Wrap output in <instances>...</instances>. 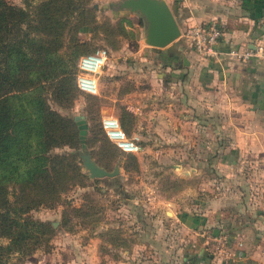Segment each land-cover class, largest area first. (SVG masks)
<instances>
[{
    "label": "crops",
    "instance_id": "obj_1",
    "mask_svg": "<svg viewBox=\"0 0 264 264\" xmlns=\"http://www.w3.org/2000/svg\"><path fill=\"white\" fill-rule=\"evenodd\" d=\"M163 1L180 33L190 24L217 21L223 30L220 53L203 60L181 36L158 48L169 74L163 70L127 78L129 137L134 142H191L195 150L178 161L187 164L184 179L202 175L206 181L197 192L195 180H188L164 200L173 226L195 233L188 236L191 240L183 234L166 236V231L163 239L176 249L155 246L142 257L128 256L127 264H264V63L226 54L264 43V0ZM127 31L135 34V52L147 49L142 43L144 23L128 10ZM186 192L192 201H185ZM206 227L211 233L229 232L232 245L241 241L237 259L204 250ZM147 242L159 245L156 236Z\"/></svg>",
    "mask_w": 264,
    "mask_h": 264
},
{
    "label": "rangeland",
    "instance_id": "obj_2",
    "mask_svg": "<svg viewBox=\"0 0 264 264\" xmlns=\"http://www.w3.org/2000/svg\"><path fill=\"white\" fill-rule=\"evenodd\" d=\"M37 1H31L29 7ZM120 1L122 0H89V6L96 5L93 7L92 31L77 34L79 42H83L79 54L91 50L94 52L96 49H105L107 52L105 64L97 75V94L79 93L68 111L57 109L51 104L60 113L68 114L74 122V118L80 116L86 124L82 146L73 150H54L56 153L67 151L73 154L85 179L80 185L61 193L57 204L38 206L28 212L33 220L48 223L52 234L33 252L23 256L18 264H127L128 256L142 257L144 253H151L155 246L176 249L175 244L163 239L166 231L169 232L166 236L183 234L187 240H191L188 236L195 235L192 230L184 233L173 226L170 219H174V216L169 204L164 201L175 191L186 187L188 180L193 183L195 180L197 192L200 184L206 181V177L202 175L194 180L184 179L188 174L187 164H180L178 161L186 159L188 150H195V147L190 146L191 142H134L139 147L138 152L124 153L107 138L104 139L99 128L102 116L112 115L119 122L121 110L127 111L128 76L139 78L143 74H156L163 70L169 74L171 69L165 67L167 62L158 48L142 42L147 49L134 51L138 44L133 31L132 36H127L125 20L121 21V25L126 33L118 34L114 28L117 18L127 20V10L117 8ZM6 2L25 8L23 0ZM102 25L107 26L106 31ZM109 29H112V35H108ZM179 37L180 35L175 40ZM62 51L68 49L64 47ZM77 58L78 56L74 59V79ZM143 59L147 61H142ZM124 122L128 128L130 121L127 117ZM153 134L159 137L157 133H150ZM125 135L129 137L130 132ZM200 143L205 142H196ZM202 151V146L196 150L198 154ZM84 152L107 171L117 166V174L113 177L89 178L79 158V153ZM8 190L11 191L10 188ZM183 194L185 201H192L193 198L187 192ZM10 195L8 194L9 199ZM185 208L192 210L191 206L185 205ZM169 228L171 231H168ZM210 228L206 227L204 235L200 236L202 239L206 238ZM221 233L228 238L230 236L229 232ZM155 236L159 245L147 242ZM6 242L5 238H0V244ZM16 256L10 257L8 262H14Z\"/></svg>",
    "mask_w": 264,
    "mask_h": 264
},
{
    "label": "trees",
    "instance_id": "obj_3",
    "mask_svg": "<svg viewBox=\"0 0 264 264\" xmlns=\"http://www.w3.org/2000/svg\"><path fill=\"white\" fill-rule=\"evenodd\" d=\"M23 1L25 8L0 0V238L7 240L0 244V264H18L49 239L50 225L28 212L57 204L85 179L73 154L54 150L80 145L77 125L57 109L70 110L81 93L74 59L92 50L79 54L77 34L92 31L94 8L89 0H38L30 7L33 0ZM123 20H116L118 34L126 33ZM125 117L131 120L121 110L119 124L129 134ZM99 128L103 133L100 122Z\"/></svg>",
    "mask_w": 264,
    "mask_h": 264
},
{
    "label": "built area",
    "instance_id": "obj_4",
    "mask_svg": "<svg viewBox=\"0 0 264 264\" xmlns=\"http://www.w3.org/2000/svg\"><path fill=\"white\" fill-rule=\"evenodd\" d=\"M223 30L221 25L215 20L202 21L190 24L181 31L180 36L185 39L191 50L203 60L217 58L220 51L217 45L222 37ZM226 54L237 56L244 60L253 58L264 63V43H256L253 48L245 49L240 52L228 50ZM107 59L105 49H96L94 52L80 55L76 62L77 73L75 75V86L81 93L97 94V75L102 69ZM100 127L109 142L118 150L124 153L135 154L139 147L134 143V138L127 137L120 127L116 117L112 115L102 116ZM204 250L211 255L221 257H231L237 259L241 250V241L230 244L229 238L218 232L213 235L207 232L204 239Z\"/></svg>",
    "mask_w": 264,
    "mask_h": 264
},
{
    "label": "water",
    "instance_id": "obj_5",
    "mask_svg": "<svg viewBox=\"0 0 264 264\" xmlns=\"http://www.w3.org/2000/svg\"><path fill=\"white\" fill-rule=\"evenodd\" d=\"M93 7L96 5L93 4ZM117 8L128 10L141 17L144 23L142 42L147 46L163 48L180 35L173 15L163 0H122L117 3ZM183 64H185L184 59ZM74 120L78 128L79 143L82 146L85 141L86 124L80 116H76ZM79 158L89 178L113 177L118 172L117 166H113L111 171L98 166L86 152L79 153ZM216 234L217 230L215 229L213 235Z\"/></svg>",
    "mask_w": 264,
    "mask_h": 264
}]
</instances>
